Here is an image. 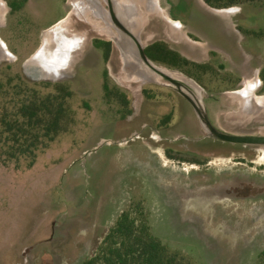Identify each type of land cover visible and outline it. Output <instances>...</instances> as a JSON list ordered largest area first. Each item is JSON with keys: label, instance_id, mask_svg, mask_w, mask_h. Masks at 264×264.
I'll list each match as a JSON object with an SVG mask.
<instances>
[{"label": "rangeland", "instance_id": "374dc122", "mask_svg": "<svg viewBox=\"0 0 264 264\" xmlns=\"http://www.w3.org/2000/svg\"><path fill=\"white\" fill-rule=\"evenodd\" d=\"M1 1L0 43L16 57L0 59V68L71 83L77 113L32 167L0 162V264H84L119 216L140 201L153 234L190 264H264V146L207 136L191 104L164 78L130 77L103 16L89 11L83 18L75 10L87 0H26L17 9L11 3L23 0ZM157 4L153 13L138 4L139 36L148 45L166 43L192 63L177 68L153 61L198 87L220 129L264 135V122L253 120L258 108L244 109L240 97L229 94L235 86L223 81L227 55L214 58L206 39L193 40L190 26L217 35L198 17L206 9L198 0ZM236 4L248 20L256 18L250 26L264 38V0ZM67 17L68 31L83 40L61 76L51 80L26 70V60L44 45V31ZM97 39L111 42L108 59ZM106 84L125 92L129 111L108 99Z\"/></svg>", "mask_w": 264, "mask_h": 264}, {"label": "trees", "instance_id": "16d2710c", "mask_svg": "<svg viewBox=\"0 0 264 264\" xmlns=\"http://www.w3.org/2000/svg\"><path fill=\"white\" fill-rule=\"evenodd\" d=\"M215 1L218 5L237 3V0H228L229 3ZM25 2L23 0L18 6L11 4L17 9ZM95 43L105 49V58L108 59L111 42L97 39ZM146 51L151 59L177 68L192 63L164 42L154 43ZM0 70H4L0 77V162H15L18 168H30L68 124L75 122L76 93L71 83L66 81L30 80L18 71H11V66ZM106 92L108 99H115L129 111L130 100L125 92L120 88H110L109 84H106ZM84 264L190 263L153 234L149 214L140 201L119 216L95 254Z\"/></svg>", "mask_w": 264, "mask_h": 264}, {"label": "flooded vegetation", "instance_id": "af4514ba", "mask_svg": "<svg viewBox=\"0 0 264 264\" xmlns=\"http://www.w3.org/2000/svg\"><path fill=\"white\" fill-rule=\"evenodd\" d=\"M198 1L202 5L201 7L206 9V11L198 10V14H200L198 17L201 18L202 24L209 27L206 29L215 31L217 35L214 34V36H210L209 33L204 30L190 26V33L195 36V39L193 40L201 43L206 39L207 42L205 43L208 46L207 51L210 55L215 53L214 58L227 55L229 73L225 75L227 77H225L223 81L235 86L232 91H229V94H238L246 81L258 80V82L256 81V91L251 95L252 100L249 104V108L252 107L253 102L258 108L257 112L254 114L255 117L253 116V120H255V124L257 125L263 123L264 103H258L256 97L264 95V49L262 48L264 45V38L261 37L259 32L253 30L250 26V24H256V18H253L255 21L248 20L250 18L246 16L244 8L238 6L236 3H232L231 5H218L215 4V0H212L213 3L208 2L207 0ZM225 2L229 3L228 0H222V3ZM238 7H240V9ZM232 8H235V10H232ZM150 45L145 48L147 55L148 53L146 50ZM148 57L150 56L148 55ZM249 78H251V80ZM180 81L185 83V80L183 79H180ZM165 82H167V80H165ZM185 84L197 95L196 87L193 84H191V86L187 83ZM225 93H227V91H225ZM253 96L255 97L252 98ZM183 97L195 110L191 101L185 96ZM208 98L213 100L217 99L216 96L212 95H209ZM212 123L217 128H220L214 122ZM192 167H194V165Z\"/></svg>", "mask_w": 264, "mask_h": 264}, {"label": "water", "instance_id": "95a60500", "mask_svg": "<svg viewBox=\"0 0 264 264\" xmlns=\"http://www.w3.org/2000/svg\"><path fill=\"white\" fill-rule=\"evenodd\" d=\"M105 1L108 5V8H105V5L101 0H93V2L100 8L101 15L102 13L106 12L107 9L108 20L106 21L104 19V22H106V26H108L107 28L110 31V36H106L110 37V40L114 41L120 48L125 72H127L129 75H134L136 72V74L141 77L142 82L160 81L159 78H164V80H167V85L175 88L178 92L191 101L207 136L222 142L264 146V135L233 134L217 128L211 122L208 116V112L203 103V98L198 87L195 86L197 90L196 95L193 90L190 89V87H188L184 82L180 81V78L173 76L171 72L168 70L166 71L165 68L157 65L155 61L148 57L145 52V48L148 46V41H144L142 35L139 36L134 31H132L130 27L121 19L120 5L117 0ZM93 27L100 33V29H98L96 26ZM2 47L6 49L5 44H2ZM43 47L44 45L26 60L25 68L26 70L37 71V73L42 77L56 80L61 76L62 69L64 68H60L57 72L48 70L47 66H44L43 62L39 60V56H37L40 55ZM123 56L125 58L124 60Z\"/></svg>", "mask_w": 264, "mask_h": 264}, {"label": "bare ground", "instance_id": "6f19581e", "mask_svg": "<svg viewBox=\"0 0 264 264\" xmlns=\"http://www.w3.org/2000/svg\"><path fill=\"white\" fill-rule=\"evenodd\" d=\"M87 1L88 4H86L85 2H80L75 4L76 6L75 10L78 12L79 15H81L84 18L86 17V14L89 13V11H92L94 14L98 16L99 15L103 16V18L106 21L108 20L107 10L101 15V11L98 5H96L93 2V0H87ZM117 2L120 5L121 19L130 27L132 31H134L138 35H139L140 27L142 25L141 16H143V14L139 13L138 4L143 5L148 13L156 12L160 8L159 5L157 4V0H117ZM0 3H2L1 0ZM233 10H235V8H233ZM172 23L174 28L177 27L179 29V27H181L180 22L178 21L177 22L173 21ZM68 30H69V23L67 17V18H63L62 20L54 24L49 29L45 30L43 33L44 47L40 52V55L37 56H39L38 57L39 60H41V62H43V65L47 66V69L50 71L57 72L59 71L60 68L65 66L70 58V53L72 49L78 46L83 40L82 34L81 35L72 34ZM170 33H174V30H170ZM2 44L7 45L6 42L4 41L0 43V59L8 58V57L11 58L16 57V55L13 52H11L7 46L6 49H4L2 47ZM123 59H125L124 56ZM167 70L171 72L173 76L183 79L182 75L176 74L169 69H166V71ZM129 76L132 77L134 80H142L141 77L138 76V74H136V72L134 75H129ZM256 81L258 82V80ZM256 81H246L245 87L242 90H240L239 93L237 94L241 99L242 102L241 104L244 107V109L250 106L249 104L251 102L250 100L251 95L254 94L257 87ZM254 97L255 96H253L252 98ZM256 101L260 104H263L264 97L257 96Z\"/></svg>", "mask_w": 264, "mask_h": 264}]
</instances>
